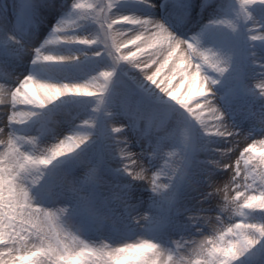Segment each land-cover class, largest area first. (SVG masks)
<instances>
[{
	"label": "clouds",
	"instance_id": "1",
	"mask_svg": "<svg viewBox=\"0 0 264 264\" xmlns=\"http://www.w3.org/2000/svg\"><path fill=\"white\" fill-rule=\"evenodd\" d=\"M0 264H264V0H0Z\"/></svg>",
	"mask_w": 264,
	"mask_h": 264
}]
</instances>
